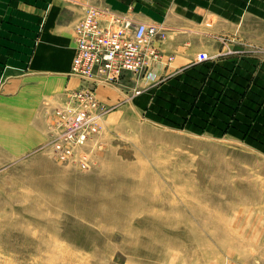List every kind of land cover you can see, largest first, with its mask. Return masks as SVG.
I'll return each mask as SVG.
<instances>
[{
  "label": "rangeland",
  "instance_id": "374dc122",
  "mask_svg": "<svg viewBox=\"0 0 264 264\" xmlns=\"http://www.w3.org/2000/svg\"><path fill=\"white\" fill-rule=\"evenodd\" d=\"M202 3L195 34L146 23L166 70L194 53L158 81L157 105L128 74L79 123L62 109L81 85L70 70L71 89L33 119L0 100V264H264V0H232L245 12L230 22ZM208 32L262 66L214 88Z\"/></svg>",
  "mask_w": 264,
  "mask_h": 264
},
{
  "label": "crops",
  "instance_id": "0c3cea01",
  "mask_svg": "<svg viewBox=\"0 0 264 264\" xmlns=\"http://www.w3.org/2000/svg\"><path fill=\"white\" fill-rule=\"evenodd\" d=\"M181 1L183 4L177 0H78V3L72 0H0V100L10 99L5 103L10 112L29 114L33 119V115L40 113L43 98L54 99L55 106L63 91L71 89L73 80L68 73L74 56L72 31L85 8L105 7L137 23L163 25L168 22L170 26L174 23L176 33L187 30L186 34H195L198 20L203 16L204 0ZM206 2L208 15L224 17L229 22L241 18L245 12L242 3L232 5V0ZM207 35L214 45L210 49L212 58L206 65L208 83H213L214 88L222 83L224 86L220 88L226 89L247 75L248 66H262L256 58L244 56L246 53L227 39L217 38L213 32ZM179 38L175 46H178ZM152 47L163 50L164 45L153 42ZM193 58L192 52L176 54L173 59L176 65L172 70H166L162 62L150 61L140 75L145 91L143 98L151 105H157L162 90L157 83L163 74L188 72L187 69L194 66ZM254 71L258 74L256 68ZM128 79L131 76L125 74L121 85L125 87ZM213 96L220 95L215 93Z\"/></svg>",
  "mask_w": 264,
  "mask_h": 264
},
{
  "label": "built area",
  "instance_id": "2783aa9c",
  "mask_svg": "<svg viewBox=\"0 0 264 264\" xmlns=\"http://www.w3.org/2000/svg\"><path fill=\"white\" fill-rule=\"evenodd\" d=\"M159 26L137 23L125 15H118L105 7H88L74 27V56L70 76L81 82L72 91L62 109L75 114L78 122L84 112L100 111L95 100L99 86L118 85L125 74L139 76L157 54L150 43L162 34ZM204 53L198 55L199 62L206 61ZM73 98L78 99V108H72Z\"/></svg>",
  "mask_w": 264,
  "mask_h": 264
}]
</instances>
